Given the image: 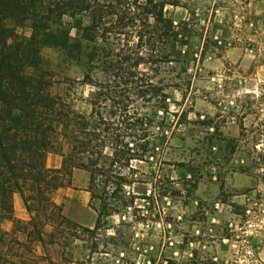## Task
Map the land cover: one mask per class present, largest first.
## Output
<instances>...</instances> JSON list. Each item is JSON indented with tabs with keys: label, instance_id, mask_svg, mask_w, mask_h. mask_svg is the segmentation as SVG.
<instances>
[{
	"label": "rangeland",
	"instance_id": "obj_1",
	"mask_svg": "<svg viewBox=\"0 0 264 264\" xmlns=\"http://www.w3.org/2000/svg\"><path fill=\"white\" fill-rule=\"evenodd\" d=\"M178 1L168 10L187 23L186 58L151 73L167 110L162 97L137 102L164 142L149 162L132 163L133 204L103 217L96 232L68 227L48 247L54 264H264V0ZM90 47L83 42L79 63L42 49L59 82L53 93L83 114L92 88L70 80L83 79ZM73 216L85 226L95 218L87 206Z\"/></svg>",
	"mask_w": 264,
	"mask_h": 264
},
{
	"label": "trees",
	"instance_id": "obj_2",
	"mask_svg": "<svg viewBox=\"0 0 264 264\" xmlns=\"http://www.w3.org/2000/svg\"><path fill=\"white\" fill-rule=\"evenodd\" d=\"M178 7V0H0V264H54L48 247L59 246L68 227L96 232L103 217L133 204L132 163L149 162L164 142L137 102L167 99L151 73L186 58L187 23L168 10ZM25 26L27 40L17 31ZM83 42L91 45L85 74L70 82L92 88L85 114L53 93L59 82L42 56L48 47L79 63ZM48 154L61 156L59 168L46 166ZM76 169L89 174L87 191L100 201L93 229L72 223L53 198L71 188ZM16 193L26 221L14 217Z\"/></svg>",
	"mask_w": 264,
	"mask_h": 264
},
{
	"label": "crops",
	"instance_id": "obj_3",
	"mask_svg": "<svg viewBox=\"0 0 264 264\" xmlns=\"http://www.w3.org/2000/svg\"><path fill=\"white\" fill-rule=\"evenodd\" d=\"M62 158L57 154H48L46 157V166L48 168H59L61 166ZM89 186V174L83 170H74L72 174V186L71 188H67L63 190L61 194V200L59 204H63V214L64 216L69 219L72 223L85 227L88 229H93L96 220H97V213L93 200L91 198L90 193L87 191ZM90 207L95 214L94 221L91 225L85 226L79 221L74 218V212L78 208L82 207ZM13 214L17 220H28L29 215L26 211V208L23 204L21 196L19 194H14L13 196ZM2 228L5 231H10L12 228L11 222L5 221L2 223Z\"/></svg>",
	"mask_w": 264,
	"mask_h": 264
}]
</instances>
